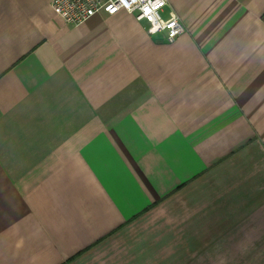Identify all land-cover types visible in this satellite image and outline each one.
<instances>
[{"label": "crops", "instance_id": "1", "mask_svg": "<svg viewBox=\"0 0 264 264\" xmlns=\"http://www.w3.org/2000/svg\"><path fill=\"white\" fill-rule=\"evenodd\" d=\"M168 10L0 0V264H264V0Z\"/></svg>", "mask_w": 264, "mask_h": 264}, {"label": "built area", "instance_id": "2", "mask_svg": "<svg viewBox=\"0 0 264 264\" xmlns=\"http://www.w3.org/2000/svg\"><path fill=\"white\" fill-rule=\"evenodd\" d=\"M168 0H50L53 11L64 21L78 25L100 11L113 14L124 10L145 23L149 34L163 32L167 41H173L184 31L180 16L173 10L163 15Z\"/></svg>", "mask_w": 264, "mask_h": 264}]
</instances>
